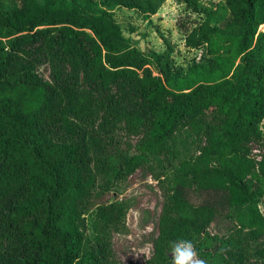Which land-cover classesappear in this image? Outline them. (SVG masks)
Segmentation results:
<instances>
[{
  "label": "trees",
  "instance_id": "16d2710c",
  "mask_svg": "<svg viewBox=\"0 0 264 264\" xmlns=\"http://www.w3.org/2000/svg\"><path fill=\"white\" fill-rule=\"evenodd\" d=\"M164 1L0 0V264H103L88 216L98 245L127 233L132 202L115 187L161 151L171 189L153 259L172 264L171 242L191 240L201 259L249 264L210 231L226 218L262 240L264 264V0H225L226 17L181 0L202 16L177 21L203 50L187 67L167 39L166 51L143 52L115 18ZM123 118L147 132L118 156L100 130Z\"/></svg>",
  "mask_w": 264,
  "mask_h": 264
},
{
  "label": "rangeland",
  "instance_id": "374dc122",
  "mask_svg": "<svg viewBox=\"0 0 264 264\" xmlns=\"http://www.w3.org/2000/svg\"><path fill=\"white\" fill-rule=\"evenodd\" d=\"M200 1L206 6L218 8L221 16H228V12L219 9L225 0ZM201 17L200 13L193 11L181 0H165L158 12L150 16H145L137 8L120 6L115 10V18L124 34L130 37L143 52L150 54L152 51H166L168 46L165 39H167L172 49L173 60L178 66L184 67L200 59L203 50L186 44V35L177 21L188 23L192 19H201ZM36 70L47 78L51 77V71L46 64H39ZM99 121L102 120L99 119ZM113 130L112 133L100 131L104 135L105 143L118 156H125V154L139 151L140 144L146 136L147 126H141L135 130L123 118L121 122H115ZM196 149L197 144L193 146V150ZM262 153V148L257 143H253V156L257 158ZM168 158H172L168 151L152 155L134 171L125 173L115 187L118 197L130 198L132 202L127 216L129 230L127 233L113 231L110 238L98 245L93 225L96 215L91 213L88 216L87 228L84 231L92 248L97 249V256L103 264H162L153 259V254L154 242L160 230L165 193L171 189V178L167 176ZM260 208L264 211V204H260ZM210 231L219 238L232 241L231 246L234 245L249 264L261 262L258 249L262 246V240L252 238L248 234V229H243L236 221L231 222L226 218H220ZM216 247L218 249L219 245ZM141 249L147 250V256L141 253ZM198 257L201 258L199 255ZM205 261L207 264H217L214 260Z\"/></svg>",
  "mask_w": 264,
  "mask_h": 264
},
{
  "label": "clouds",
  "instance_id": "9594fccd",
  "mask_svg": "<svg viewBox=\"0 0 264 264\" xmlns=\"http://www.w3.org/2000/svg\"><path fill=\"white\" fill-rule=\"evenodd\" d=\"M172 264H207L204 259L198 257L195 245L191 240H177L171 242ZM141 253L147 256V250L141 249Z\"/></svg>",
  "mask_w": 264,
  "mask_h": 264
},
{
  "label": "built area",
  "instance_id": "2783aa9c",
  "mask_svg": "<svg viewBox=\"0 0 264 264\" xmlns=\"http://www.w3.org/2000/svg\"><path fill=\"white\" fill-rule=\"evenodd\" d=\"M262 159V155H260L259 157H257V160H261Z\"/></svg>",
  "mask_w": 264,
  "mask_h": 264
}]
</instances>
